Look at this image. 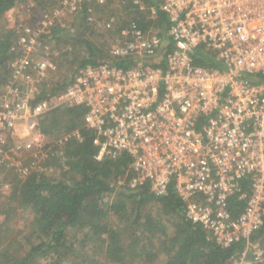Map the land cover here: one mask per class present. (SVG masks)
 I'll return each mask as SVG.
<instances>
[{"label": "built area", "instance_id": "built-area-1", "mask_svg": "<svg viewBox=\"0 0 264 264\" xmlns=\"http://www.w3.org/2000/svg\"><path fill=\"white\" fill-rule=\"evenodd\" d=\"M51 1L34 24L13 30L9 81L0 93V166L25 176L21 157L29 153L30 171L40 168L47 159L41 118L78 100L96 161L125 154L129 189L148 184L150 193L163 196L171 187L186 219L217 244L244 243L230 264H264V248L250 242L264 227V0H155L150 8L145 0H131L147 11L148 22L157 10L167 16L166 41L152 27L130 21L109 55L136 58L133 65L80 67L62 91L35 101L55 70L52 28L82 12L94 26H116L114 18L94 16L91 5L106 0ZM17 6L35 10L33 1ZM207 53L220 68L196 64ZM72 140L81 142L79 131L56 144L61 150Z\"/></svg>", "mask_w": 264, "mask_h": 264}, {"label": "trees", "instance_id": "trees-1", "mask_svg": "<svg viewBox=\"0 0 264 264\" xmlns=\"http://www.w3.org/2000/svg\"><path fill=\"white\" fill-rule=\"evenodd\" d=\"M21 1L0 0V17ZM145 3L148 8L156 4L155 0ZM91 6L94 16L102 20L125 16L117 17L113 30L102 31L110 42L119 40L120 27L130 21L152 27L166 41L167 16L158 10L156 19L148 22L147 11H138L131 0H106ZM71 18L68 27L58 24L48 37L62 61L69 63L67 55L79 47L77 52L84 50L85 57L76 69L99 64L126 69L136 62L132 57L111 58L108 42L96 43L94 25L87 22L84 12ZM13 38L10 31L0 34V87L9 81ZM167 49L169 45L162 56ZM195 62L220 68L208 53L200 54ZM71 77L43 85L35 101L62 91ZM85 112L82 102L72 100L44 115L39 128L47 139V159L25 176L13 169L5 174L8 191L4 198L0 192V264H230L243 251V242L223 247L203 228L191 224L184 216L183 201L171 187L163 196L150 193L148 184L129 189L130 160L125 154L96 161L93 132L84 126ZM74 130L80 132L81 142L68 141L59 156L56 140ZM26 158L30 163L29 153ZM107 197L112 202H104ZM23 213L31 216L24 235L17 228V218ZM250 242L264 248V227Z\"/></svg>", "mask_w": 264, "mask_h": 264}, {"label": "rangeland", "instance_id": "rangeland-1", "mask_svg": "<svg viewBox=\"0 0 264 264\" xmlns=\"http://www.w3.org/2000/svg\"><path fill=\"white\" fill-rule=\"evenodd\" d=\"M24 1H33L35 3V10L32 13H27L26 11H24V9L22 7L19 6H15L13 9H11L10 11L6 12L2 17H0V34L5 33L7 31H10L11 33H13V30L18 26V25H24V24H34L36 17H39V12L44 10V9H49L52 6H54L53 1L51 0H24ZM124 14V13H123ZM121 15V14H119ZM113 17V16H112ZM117 17H125L124 15L121 16H117ZM116 16H114V19L117 21L118 18ZM71 17H67L65 18L62 22L65 26H69L71 24ZM104 19V18H103ZM64 26V27H65ZM93 31L96 32V37L94 38L95 41H99L96 43H107L109 44V47L117 42V38L115 36H113L114 39L112 42H110V40H108L110 37L109 36H103L102 35V31H105L104 29H102L101 27H97V26H93ZM99 35H101L102 37H98ZM93 40V39H92ZM94 41V40H93ZM94 41V42H95ZM77 49H79V47H76L74 50H71V52L67 55L68 59H69V63L66 62V60L62 61L58 54L59 51L55 53L54 48H53V52H52V61L55 65V70L49 75L48 79L46 80V82L43 84L46 87H49L50 84L54 85V83H61L62 81H64L66 78H70L73 75V72L76 70V68L78 67L77 64H79V62H81L84 57H85V52L84 50L80 51L79 53L77 52ZM74 61V62H72ZM73 64H72V63ZM42 85V87H43ZM4 86V85H3ZM3 86L0 87V93L2 91ZM23 153L18 154V157H20ZM22 161L23 164L26 165V167H28V169L30 170L29 166L30 163H26L27 158L26 155H22ZM0 192L4 194V196H1L2 198L5 197V194L8 191V184L6 185V181H3V178L5 177V174L7 172H9V167L8 166H0ZM104 202L110 203L112 202V197H107L104 199ZM1 219V217H0ZM31 221V216L29 215V213H23L21 216H19L17 218V228L20 230H23L22 235H24L26 233V227L29 226ZM36 243V241H35ZM259 243V242H258ZM260 245V243H259Z\"/></svg>", "mask_w": 264, "mask_h": 264}]
</instances>
